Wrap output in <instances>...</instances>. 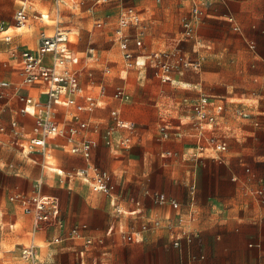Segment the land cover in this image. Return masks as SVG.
Listing matches in <instances>:
<instances>
[{
  "label": "crops",
  "instance_id": "0c3cea01",
  "mask_svg": "<svg viewBox=\"0 0 264 264\" xmlns=\"http://www.w3.org/2000/svg\"><path fill=\"white\" fill-rule=\"evenodd\" d=\"M28 1L0 0V66L7 67L13 76L0 77V81L11 82L7 87L8 106L0 117L7 125L18 119L23 129L30 132L36 120L34 107H30L31 113H21L24 102L18 95L32 96L35 101H45L47 96L43 84L22 82L20 53L36 49L41 40L38 35L48 32L39 31L44 23L33 19L31 9L25 21L18 22L17 12L24 9L26 13ZM64 1L55 0L56 19ZM66 1L76 6L80 3ZM182 1L186 9L184 21L190 0ZM19 6L15 23L11 16ZM144 21L148 31L149 23ZM26 25L35 30L22 31ZM10 27L16 30L14 34L9 32ZM57 28L63 27L57 26L54 31ZM65 30L70 35V30ZM182 33L165 49L145 51V40L143 48L136 47L133 40L130 48L144 54L140 61L151 52L177 45L189 55L183 43L190 39L179 42ZM7 34L11 36L9 40ZM197 35L199 40L192 39L197 47L196 56L191 57H203L202 66L207 58L208 63L201 73L190 69L202 66L190 67L183 73L174 71L169 81H162L149 66L134 65L140 66L138 71L128 68L121 47L125 74L119 79L109 77L106 73L110 68L102 72L82 63L69 42L79 58L75 66L80 70L81 84L100 102L92 111L80 112L88 126L75 142L88 138L96 141L90 161L112 174V195L94 191L88 181L68 175L89 161L81 153L72 152L65 138L52 137L43 153L37 149L30 151L12 142L10 134L0 133V187L7 188L10 195H30L41 183L40 191L56 198L59 221L63 219L68 235H55L47 245L64 238L76 239L66 247L80 246L86 258L73 264H264V0H215ZM205 81L219 83V92L203 88ZM120 85L130 94L125 102L113 96ZM202 92L222 97L227 106L218 125L219 133L229 143L225 151L198 149L190 122L194 115L192 106ZM78 100L86 103L83 97ZM233 105L246 108L250 115L236 114L230 110ZM114 109L119 110L123 119L135 122L134 131L116 125ZM75 113L73 106L56 105L54 118L63 125L72 121ZM163 124L168 127V137L160 131ZM111 127L114 130L111 142L107 143L105 134ZM126 136L131 137V143L120 145V139ZM20 140L25 143L26 136ZM5 156L18 162L5 168L1 163ZM56 164L60 168L56 169ZM155 191L177 200L179 206L156 202L152 196ZM12 202L18 203L30 217L24 226L29 239L22 245H37L33 264H38L42 245L37 241L52 229L46 223L36 229L33 215L27 214L20 202ZM180 217L185 221L180 222ZM157 220L159 225H155ZM146 224L149 227L143 228ZM75 227H79V235L71 234ZM127 233L133 236L131 240L125 237ZM56 237L60 240L56 241Z\"/></svg>",
  "mask_w": 264,
  "mask_h": 264
},
{
  "label": "built area",
  "instance_id": "2783aa9c",
  "mask_svg": "<svg viewBox=\"0 0 264 264\" xmlns=\"http://www.w3.org/2000/svg\"><path fill=\"white\" fill-rule=\"evenodd\" d=\"M95 1L105 2L109 0ZM214 1H189V12L183 21V33L179 42L185 39L199 40L197 35L198 27L208 7ZM26 17L24 9L17 12L16 18L18 22H24ZM146 28L147 25L143 17L134 6L124 9L118 21L116 34L128 68L137 64L145 67L149 66L162 81H169L174 71L183 73L190 67L200 68L202 66L203 57L192 58L179 45L170 49L151 52L146 55L143 61H140L139 58L144 54L132 50L130 43L133 40L136 47L143 48ZM10 38V34H7L6 39L9 40ZM69 42V33L63 28H57L53 33L43 31L40 44L36 49H24L21 51L20 73L22 82L30 85L43 84L47 98L45 101H35L32 96L19 94L20 100L24 102L20 112L31 113L30 107H34L33 112L36 114L35 124L29 132L23 129L18 119H12L10 125H7L2 122L0 117V133L10 134L12 142L20 143L22 147H27L30 151L37 149L43 153L47 151L49 140L52 137L61 136L65 138L71 144L69 149L72 152L81 153L89 161L86 166L72 170L68 172V175L88 181L94 191L112 195L115 188L112 174L90 161L96 141L88 138L83 139L79 143L75 142L76 136L88 126V121L82 117L80 112L92 111L100 102L92 93L87 92L81 84L80 70L75 66L79 62V58L71 49ZM250 46L254 47V43L251 42ZM10 86L11 82L7 80L0 81V114L8 106L7 87ZM113 96L120 102L130 99L129 92L122 85L116 88ZM78 97H83L86 103L79 102ZM56 105L73 106L76 113L73 115L72 121L61 125L54 118ZM192 107L194 115L190 123L193 129L192 133L198 141V149L204 150L206 147H211L217 152L227 150L229 146L228 140L218 131L220 117L223 115L224 110L227 109L222 97L202 92ZM230 110L244 117L250 115L248 110L241 106L233 105ZM112 114L117 126L134 131L135 122L123 119L117 109H114ZM113 130L114 127H111L106 131L105 138L107 143L111 142L110 135ZM160 131L164 137L169 136L166 124L160 126ZM23 135L26 136L25 143L20 140ZM119 143L122 146L129 145L131 137L126 136L120 139ZM40 188L41 183H37L36 191L30 195L21 192H14L10 195L12 201L20 202L24 211L33 215L36 229L44 223L60 220L59 202L54 196L43 194ZM152 196L158 203H171L176 207L179 206L177 200L169 198L164 193L155 191ZM183 221H185V218L180 217V222ZM159 224L160 221L157 220L155 225ZM148 227L149 225L147 224L143 226V228ZM71 234L79 235V227L73 228ZM125 237L131 240L133 236L127 233ZM55 240L59 241L60 237H56ZM88 242H91V240H88ZM21 257L34 263L37 259V245L34 242L22 245Z\"/></svg>",
  "mask_w": 264,
  "mask_h": 264
},
{
  "label": "rangeland",
  "instance_id": "374dc122",
  "mask_svg": "<svg viewBox=\"0 0 264 264\" xmlns=\"http://www.w3.org/2000/svg\"><path fill=\"white\" fill-rule=\"evenodd\" d=\"M20 3L22 4L23 1ZM127 6H134L140 10L144 19L149 23L143 50L165 49L171 45L176 36L181 35L186 11L185 3L182 0H111L106 2L80 0L77 6L65 0L61 3V14L58 19H56L57 4L55 0H30L26 13L28 16L31 9L33 19L43 21L44 26L39 30L40 32L46 30L48 33H53L57 26L70 30V45L80 55L82 63L87 62L102 72L110 68V72L106 73L107 76L119 79L125 74V71H123L124 60L115 29L120 12ZM19 9L20 6L15 7L11 16L15 23L17 21L14 15ZM42 14L44 16H41ZM33 19L31 21H34ZM33 26L35 25L33 24ZM33 30L35 27L29 29L28 25L22 28L24 32ZM9 32L14 34L16 30L10 27ZM40 36L41 34L38 35V38ZM183 44L190 56H196L197 47L192 39ZM93 46H95V50L92 51ZM92 53L95 55L92 56ZM207 63L208 58L202 68L190 70L201 73ZM139 69L140 66H137L132 67L131 70L138 71ZM0 77L12 78L13 76L7 67L2 65L0 66ZM220 86L219 83L205 81L203 88L219 92ZM233 90L235 89L230 91L233 92ZM26 158L33 162L30 157ZM17 162L18 160L11 156H5L1 161L5 168L11 163L16 164ZM48 166L52 167L51 164ZM55 168L58 169L60 166L56 164ZM9 195L10 191L7 188L0 187V264H33L21 257L20 249L21 245L29 239L24 226L28 221L27 218L30 217L24 214L18 203L9 200ZM45 226L50 227L52 231L43 233L37 241L42 245L38 253V264H73L81 263L82 259L86 258V253H81L80 246L74 249L66 247L69 241L76 239L64 238L60 242L47 245L55 235L60 233L68 235L63 219L59 222H47ZM77 240L81 244L80 238ZM50 251L53 252L51 256L49 255Z\"/></svg>",
  "mask_w": 264,
  "mask_h": 264
}]
</instances>
